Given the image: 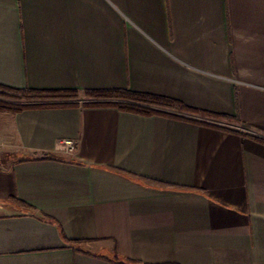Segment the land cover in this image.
Here are the masks:
<instances>
[{
    "label": "crops",
    "instance_id": "1",
    "mask_svg": "<svg viewBox=\"0 0 264 264\" xmlns=\"http://www.w3.org/2000/svg\"><path fill=\"white\" fill-rule=\"evenodd\" d=\"M0 87L240 120L0 110V264H264V0H0Z\"/></svg>",
    "mask_w": 264,
    "mask_h": 264
},
{
    "label": "trees",
    "instance_id": "2",
    "mask_svg": "<svg viewBox=\"0 0 264 264\" xmlns=\"http://www.w3.org/2000/svg\"><path fill=\"white\" fill-rule=\"evenodd\" d=\"M17 93L20 95L21 99L24 100V102L14 104L3 103L0 104V110L21 111L28 108L77 106L80 104L77 102V100H73L78 98L80 93L73 90L38 91L26 89L19 90ZM85 94L91 98V100L83 103L86 106H115L121 110L142 115H162L182 120H190L196 123L211 126L217 125H212L205 121L191 120L186 118L185 113L200 114L202 116H213L226 121H240L238 117L206 114L173 99L133 92L130 90H94L85 92ZM236 132L245 135L243 132ZM44 157H48V155H44ZM115 261L120 264H143L131 259H122L118 255L115 257Z\"/></svg>",
    "mask_w": 264,
    "mask_h": 264
},
{
    "label": "rangeland",
    "instance_id": "3",
    "mask_svg": "<svg viewBox=\"0 0 264 264\" xmlns=\"http://www.w3.org/2000/svg\"><path fill=\"white\" fill-rule=\"evenodd\" d=\"M73 100H78L84 103L88 100H91V98L87 96L85 93H82L79 95L78 98H75ZM21 102H24V100L21 99L20 95L17 92L0 87V104L3 103L14 104ZM230 122L234 123L236 121H230Z\"/></svg>",
    "mask_w": 264,
    "mask_h": 264
},
{
    "label": "built area",
    "instance_id": "4",
    "mask_svg": "<svg viewBox=\"0 0 264 264\" xmlns=\"http://www.w3.org/2000/svg\"><path fill=\"white\" fill-rule=\"evenodd\" d=\"M77 142L71 139H65L59 142L60 150L64 153H73L76 149Z\"/></svg>",
    "mask_w": 264,
    "mask_h": 264
}]
</instances>
